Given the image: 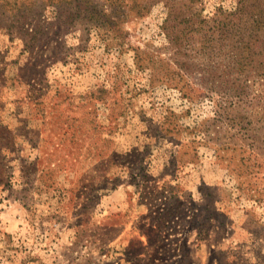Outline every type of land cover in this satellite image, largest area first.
Segmentation results:
<instances>
[{
    "label": "rangeland",
    "instance_id": "obj_1",
    "mask_svg": "<svg viewBox=\"0 0 264 264\" xmlns=\"http://www.w3.org/2000/svg\"><path fill=\"white\" fill-rule=\"evenodd\" d=\"M12 5L0 264H264V73L232 71L216 43L176 54L162 3L107 39L49 11L14 22ZM234 5L195 3L215 29Z\"/></svg>",
    "mask_w": 264,
    "mask_h": 264
},
{
    "label": "trees",
    "instance_id": "obj_2",
    "mask_svg": "<svg viewBox=\"0 0 264 264\" xmlns=\"http://www.w3.org/2000/svg\"><path fill=\"white\" fill-rule=\"evenodd\" d=\"M13 0L9 10L12 21L25 24L36 21L49 11L52 17L63 18L62 23L91 25L104 39L111 35L124 36L120 24L131 15L144 16L155 4L166 7L162 28L176 54L186 55V49L207 51L211 43L220 44L231 70L239 74L252 71L264 73V0H235L226 11V22L218 29L196 8L197 0ZM44 19V18H42ZM33 23L25 48L38 41L44 30ZM47 19L43 22L48 23ZM44 24V23H42ZM35 26H37L35 28ZM216 34L217 40L212 39ZM212 46V45H211Z\"/></svg>",
    "mask_w": 264,
    "mask_h": 264
}]
</instances>
